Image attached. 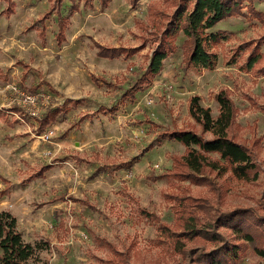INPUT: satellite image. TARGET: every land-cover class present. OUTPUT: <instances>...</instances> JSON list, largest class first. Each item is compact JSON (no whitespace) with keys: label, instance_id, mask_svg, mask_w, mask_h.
<instances>
[{"label":"rangeland","instance_id":"1","mask_svg":"<svg viewBox=\"0 0 264 264\" xmlns=\"http://www.w3.org/2000/svg\"><path fill=\"white\" fill-rule=\"evenodd\" d=\"M11 1L7 10L0 0V211L16 217L25 242L42 247L28 264H108L113 248L126 251L131 263L183 264L163 250L159 227L174 223L169 195L186 189L199 196L206 189L189 182L181 189L159 178L184 154L162 134L194 124L188 114L193 95L215 117L220 89L236 105L237 136L254 151L259 172L253 182L229 173L214 179L222 197L213 205L264 214V59L253 71L243 69L256 45L264 54V0H254L252 11L245 2V16L210 30L222 37L215 69L184 68L179 35L163 70L132 99L124 95L182 0H75L77 10L65 0L61 44L53 11L44 21V43L37 29L54 0ZM151 6L158 10L153 18ZM97 45L137 51L103 58ZM56 108L55 121L38 132L46 111ZM43 167L49 169L40 175ZM234 264H264V256L246 244Z\"/></svg>","mask_w":264,"mask_h":264},{"label":"trees","instance_id":"2","mask_svg":"<svg viewBox=\"0 0 264 264\" xmlns=\"http://www.w3.org/2000/svg\"><path fill=\"white\" fill-rule=\"evenodd\" d=\"M7 10L13 8L11 0ZM65 0H54V5L37 23L39 37L45 42L44 21L52 11L56 13L58 44L65 40L66 21L61 13V5ZM72 9L77 10L75 0H68ZM132 5L140 0H130ZM247 10H254V0H182L169 17L165 29L151 55L147 58L145 70L133 83L131 90L124 95L130 99L135 93L142 91L151 83V79L163 70L164 61L175 53L176 38L184 37L182 46L184 68L213 70L218 63V54L214 48L222 37L210 30L220 21L243 15L244 3ZM105 5V1L101 0ZM153 9V10H152ZM154 6L149 8V15L158 12ZM163 16L162 12H159ZM254 15H257L254 11ZM160 27V26H159ZM98 56L115 58L120 55L130 56L137 49L106 48L96 46ZM243 47L238 48V52ZM264 59V54L256 45L248 56L243 69L253 71L256 64ZM258 70V69H257ZM256 70V71H257ZM264 74V69L259 70ZM108 84V83H105ZM217 104V115L212 116L211 109L200 104V97L193 95L188 100V114L194 122L190 128L174 129L163 133V137L174 140L184 147V154L172 159L171 167L159 178L177 183L181 189L182 183L204 186L206 191L199 196L191 195L188 190L182 194H171L174 214L173 225H160L162 237L160 245L168 254L178 255L183 264H234L239 259L244 247L248 244L254 252L264 256V214H258L253 208L222 211L213 204L221 200L219 185L214 179H222L229 173L236 181L253 182L258 179L259 162L252 148L238 138L241 127L235 122L236 105L225 89H220L214 95ZM60 113L56 108L45 113L40 120L38 132H43L53 123ZM198 129H197V128ZM43 167L40 175L48 171ZM4 191L0 192L3 197ZM147 217L155 218L146 211ZM210 214V215H209ZM220 228L231 229L225 236ZM199 242H201L199 244ZM194 244V247H188ZM0 264H28L34 261L37 252L42 247L25 242L22 233L17 228L16 217L10 212L0 211ZM117 259V260H116ZM108 264H144L131 263L126 251L113 248V255L106 261Z\"/></svg>","mask_w":264,"mask_h":264},{"label":"built area","instance_id":"3","mask_svg":"<svg viewBox=\"0 0 264 264\" xmlns=\"http://www.w3.org/2000/svg\"><path fill=\"white\" fill-rule=\"evenodd\" d=\"M28 99H30V97H27Z\"/></svg>","mask_w":264,"mask_h":264},{"label":"crops","instance_id":"4","mask_svg":"<svg viewBox=\"0 0 264 264\" xmlns=\"http://www.w3.org/2000/svg\"><path fill=\"white\" fill-rule=\"evenodd\" d=\"M15 115V114H14Z\"/></svg>","mask_w":264,"mask_h":264}]
</instances>
